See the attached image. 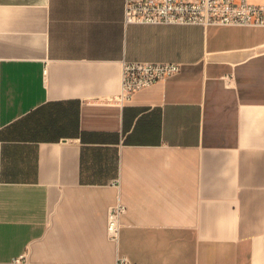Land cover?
<instances>
[{
	"label": "crops",
	"instance_id": "obj_1",
	"mask_svg": "<svg viewBox=\"0 0 264 264\" xmlns=\"http://www.w3.org/2000/svg\"><path fill=\"white\" fill-rule=\"evenodd\" d=\"M124 16L0 0V264H264V26ZM124 60L182 69L120 102Z\"/></svg>",
	"mask_w": 264,
	"mask_h": 264
},
{
	"label": "built area",
	"instance_id": "obj_2",
	"mask_svg": "<svg viewBox=\"0 0 264 264\" xmlns=\"http://www.w3.org/2000/svg\"><path fill=\"white\" fill-rule=\"evenodd\" d=\"M124 20L125 24L264 26V0H125ZM181 69L182 63L172 60H124L117 100L128 101L139 89ZM124 211L121 203L109 208L107 231L111 239L118 237Z\"/></svg>",
	"mask_w": 264,
	"mask_h": 264
}]
</instances>
